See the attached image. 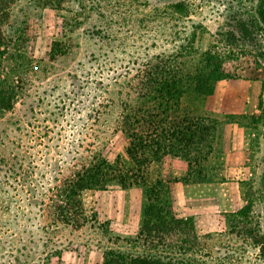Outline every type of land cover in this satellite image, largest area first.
Wrapping results in <instances>:
<instances>
[{
  "label": "rangeland",
  "instance_id": "1",
  "mask_svg": "<svg viewBox=\"0 0 264 264\" xmlns=\"http://www.w3.org/2000/svg\"><path fill=\"white\" fill-rule=\"evenodd\" d=\"M257 5L258 0H14L8 5L3 26L8 46L1 49L6 60L22 63L23 89L14 109L0 116V264H60L65 249L82 253L99 242L117 243L115 226L94 216L93 204L106 203V193L99 198L82 193L89 218L81 228L68 223L67 181L96 159L120 156L134 166L123 119L146 101L142 94L155 87L149 83L155 74L196 63V55L188 56L193 45L217 48L237 66L238 78L264 80V30L242 31ZM261 98L254 153L264 139V91ZM200 101L188 103L193 114ZM219 133L211 158L223 151L221 127ZM172 158L178 157H165L163 172L181 177L187 170L173 169ZM211 158L206 184L223 178V164ZM253 167L255 175L240 186L243 201L233 199L227 209L248 205L257 234L237 232L247 225L233 227L227 215L235 211H222L219 231L202 233L195 246L199 261L264 264V156Z\"/></svg>",
  "mask_w": 264,
  "mask_h": 264
},
{
  "label": "trees",
  "instance_id": "2",
  "mask_svg": "<svg viewBox=\"0 0 264 264\" xmlns=\"http://www.w3.org/2000/svg\"><path fill=\"white\" fill-rule=\"evenodd\" d=\"M12 1L0 0V116L14 109L23 89L22 63L17 65L12 59L6 60L1 49L8 46L3 26L9 18L8 5ZM253 27L264 30V0H258L253 17L242 23L246 35ZM193 46L194 51L188 56L196 55V63L188 67L185 61L180 71L169 69L155 74L149 82L155 87L142 94L146 101L135 106L136 112L123 119V127L131 139L128 154L134 166L126 165L120 156L114 160L96 159L67 181L65 194L71 201L66 206L68 223H75L76 228L83 227L89 218L81 198L83 191L107 190L114 184L123 189L141 187L144 191L142 226L134 239L144 251L134 254L107 249L103 264H208L196 257L195 246L202 237L210 235L198 233L193 217L180 216L175 184L210 180L207 164L216 150L219 128L223 130L225 124L235 122L257 129L258 117L255 114H207L205 101L214 92L216 82L238 78V68L215 47L203 50ZM168 65L163 67L167 69ZM200 99L199 109L193 114L188 103ZM167 156L188 162V169L181 177L163 172V161ZM250 214V207L245 205L228 213L227 217L233 227L247 225L237 232L254 236L257 231L250 227ZM78 217L82 222H78Z\"/></svg>",
  "mask_w": 264,
  "mask_h": 264
},
{
  "label": "crops",
  "instance_id": "3",
  "mask_svg": "<svg viewBox=\"0 0 264 264\" xmlns=\"http://www.w3.org/2000/svg\"><path fill=\"white\" fill-rule=\"evenodd\" d=\"M263 91L262 79L219 80L215 84L214 92L205 101V111L212 116L256 114L260 110ZM257 134V129L252 127L241 126L235 122L225 124L223 151L220 156L211 158V161L216 159L223 164L220 170L222 180L204 185L177 182L175 192L179 213L185 218H195L201 236L202 233L211 235L219 231L216 221L219 217L223 218L221 212L236 211L227 209L233 199H236L239 205L243 201L240 186L250 175H255L253 164L260 163L264 156V139L258 143L261 144L260 150L257 153L253 152ZM170 163L173 169L185 171L188 168L187 161L183 159L172 158ZM256 169L260 170V165ZM232 185L237 189L231 191L229 187ZM85 192H93L92 196L97 198L106 193V203L102 204L99 200L93 205H97L95 210L99 222H110L115 226L118 241L117 243L111 241L110 245L99 242L82 253L79 249H65L58 257L60 264H103L105 252L111 248L134 254L142 253L144 248L136 244L134 239L143 221L145 208L143 189L141 187L114 190L87 189L83 191V195ZM83 204L86 208L84 199ZM114 237L112 235V239H115Z\"/></svg>",
  "mask_w": 264,
  "mask_h": 264
}]
</instances>
